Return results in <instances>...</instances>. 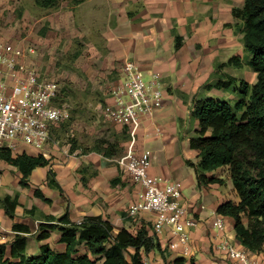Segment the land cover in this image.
Wrapping results in <instances>:
<instances>
[{
	"label": "crops",
	"instance_id": "obj_1",
	"mask_svg": "<svg viewBox=\"0 0 264 264\" xmlns=\"http://www.w3.org/2000/svg\"><path fill=\"white\" fill-rule=\"evenodd\" d=\"M242 5L243 0H66L52 13L59 20L81 23L92 30L89 35L96 38L93 43L96 54L107 61L110 70H115L119 63L134 60L150 79L157 76L162 83L164 100L154 117L143 122L134 140L129 129L115 126L118 134L126 133L125 139L118 142L125 153L129 149L136 153L152 150L150 173L182 182V203L196 218L198 226L191 231L187 255L170 251L165 241H160V251L142 252L144 260L167 264L183 257L194 264H235L216 249L223 235L214 228V214L220 204L227 200L237 202L238 198L232 194L228 199L232 188L225 184L199 186L194 169L187 166L186 161L199 162L198 151L190 148L198 125L193 118L197 100L213 95L226 96L216 93L217 90L204 91L214 71L213 64L219 60L228 64L245 50L244 35L241 32L239 36L241 29L232 13L233 8ZM177 37L181 38L179 49L176 48ZM103 39L105 48L100 46ZM232 53L235 56L227 60ZM193 120L190 130L187 124ZM62 124L51 126L50 141L43 150L20 145L12 153L14 158L24 154L42 155L50 161L48 166L32 172L28 178L29 187L21 185L22 174L17 167L0 159V225L11 232V241L19 234L16 226L27 227L29 251L33 253L40 226L47 224L50 217L60 218L66 212L74 223L86 217L101 216L112 223L116 233L122 229L135 233L144 222L152 228L154 216L151 214L128 218V209L139 200L141 188L118 165L117 159L107 158L96 150L68 154L66 148L61 147ZM221 170L208 176L215 174L224 179L219 174ZM50 171L55 175L53 183H58L62 191L49 185ZM37 190L51 202L37 197ZM6 196H18L19 206L13 217L1 203ZM224 218L227 225L224 235L241 246L235 221ZM51 234L46 243L63 251V246L57 245L59 235ZM54 235H57L56 240Z\"/></svg>",
	"mask_w": 264,
	"mask_h": 264
},
{
	"label": "trees",
	"instance_id": "obj_2",
	"mask_svg": "<svg viewBox=\"0 0 264 264\" xmlns=\"http://www.w3.org/2000/svg\"><path fill=\"white\" fill-rule=\"evenodd\" d=\"M34 1L43 9L55 8L60 2ZM232 13L244 35V49L250 54L249 65L256 74V82L250 83L224 73L215 84L206 85V91L217 90L229 96L213 95L197 100L193 118L198 125L190 140V148L198 151L199 162L186 161V165L194 169L199 186L224 185L222 178L208 174L227 168L238 201H225L218 206L217 213L235 221L241 247L263 253L264 0H243L242 7L233 8ZM180 41L181 38L177 37V49L181 47ZM228 65L241 67L242 62L235 56ZM118 146L117 141L109 143L107 148L102 145L96 151L107 158L116 159ZM0 159L20 170L21 185L24 187H29L28 178L36 168L50 164L42 155L31 157L24 154L14 158L6 149L0 150ZM54 176L50 171L49 185L62 191L58 183H53ZM36 196L51 202L40 190L36 191ZM1 203L13 217L19 206L18 196H6ZM48 221L40 226L33 253L29 251V229L16 226L20 229L17 237L10 244L0 245V264H143L142 252L149 254L161 250L160 240L145 222L135 233L128 229L116 233L112 223L101 216L86 217L79 224L72 222L66 212L60 218L50 217ZM52 232L59 235L57 245L63 246V251L46 243ZM167 264L194 262L188 263L185 258L177 257Z\"/></svg>",
	"mask_w": 264,
	"mask_h": 264
},
{
	"label": "built area",
	"instance_id": "obj_3",
	"mask_svg": "<svg viewBox=\"0 0 264 264\" xmlns=\"http://www.w3.org/2000/svg\"><path fill=\"white\" fill-rule=\"evenodd\" d=\"M35 53L34 48L25 44L0 42V150L14 153L20 145L43 150L50 141L51 126L71 119L69 104L55 105L61 91L58 82L43 75L32 63ZM108 100L105 106H99L102 114L115 126L129 129L134 140L143 122L154 117L164 100V91L157 76L146 81L138 63L128 60ZM152 159L151 150L136 153L133 149L117 159L118 165L141 188L139 200L128 209V218L153 215L152 228L157 238L165 241L170 251L187 255L191 231L198 221L182 203V182L152 175ZM214 215V228L223 235L216 245L218 251L235 264H264V252L256 255L230 242L224 235V216ZM10 234L0 225V245L12 242ZM143 264L159 263L145 259Z\"/></svg>",
	"mask_w": 264,
	"mask_h": 264
},
{
	"label": "rangeland",
	"instance_id": "obj_4",
	"mask_svg": "<svg viewBox=\"0 0 264 264\" xmlns=\"http://www.w3.org/2000/svg\"><path fill=\"white\" fill-rule=\"evenodd\" d=\"M64 1L60 0L55 8L43 9L34 0H0V42L34 48L36 53L32 63L43 75L60 85V96L55 105L67 103L72 108L71 119L61 126V147L71 155L77 151L85 154L100 149L105 143L125 139L126 133L118 134L115 125L108 122L99 109V105L105 106L106 99L110 98L125 62L110 70L107 61L96 54V47L93 46L96 38L89 35L92 30L86 29L84 24L52 16ZM98 32L102 33L101 30ZM241 34L240 31V37ZM101 42L100 46L105 48L104 39ZM233 56L235 54H230L227 60ZM239 58L241 67L223 64V60L216 61L207 84H215L224 73L255 83L256 74L249 65L250 54L244 50ZM144 76L146 81H150L147 74ZM194 120L188 121L190 130L193 129ZM124 150L119 144L116 159L123 156ZM219 174L223 175L225 185L232 188L228 195V199H231L232 194H236L227 168ZM55 238L57 235H54Z\"/></svg>",
	"mask_w": 264,
	"mask_h": 264
}]
</instances>
